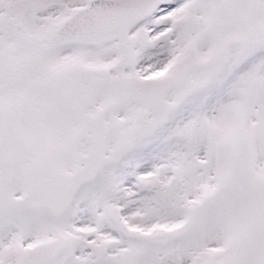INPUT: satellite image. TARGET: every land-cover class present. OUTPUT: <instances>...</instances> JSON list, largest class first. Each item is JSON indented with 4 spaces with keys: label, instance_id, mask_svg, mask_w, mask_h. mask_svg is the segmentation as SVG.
Listing matches in <instances>:
<instances>
[{
    "label": "snow or ice",
    "instance_id": "obj_1",
    "mask_svg": "<svg viewBox=\"0 0 264 264\" xmlns=\"http://www.w3.org/2000/svg\"><path fill=\"white\" fill-rule=\"evenodd\" d=\"M0 264H264V0H0Z\"/></svg>",
    "mask_w": 264,
    "mask_h": 264
}]
</instances>
